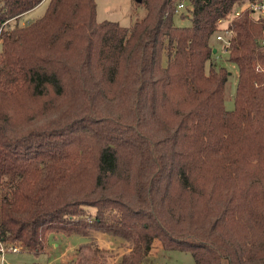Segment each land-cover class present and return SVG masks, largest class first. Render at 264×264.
I'll list each match as a JSON object with an SVG mask.
<instances>
[{"label":"trees","instance_id":"16d2710c","mask_svg":"<svg viewBox=\"0 0 264 264\" xmlns=\"http://www.w3.org/2000/svg\"><path fill=\"white\" fill-rule=\"evenodd\" d=\"M43 1L0 0V236L39 255L50 231L99 230L133 242L115 264H151L156 239L264 264V0H135L130 26L49 0L18 23ZM229 18L233 110L211 44Z\"/></svg>","mask_w":264,"mask_h":264},{"label":"rangeland","instance_id":"374dc122","mask_svg":"<svg viewBox=\"0 0 264 264\" xmlns=\"http://www.w3.org/2000/svg\"><path fill=\"white\" fill-rule=\"evenodd\" d=\"M49 0H44L34 9L25 13L19 20L20 25L28 21L41 18L47 9ZM98 21H117L122 26H130L136 17L145 14V7L136 5L135 0H97ZM190 4L184 2L174 16L178 26H190L192 13ZM185 14V16L182 15ZM15 22V21H14ZM217 33L211 38V44L217 49L213 63L217 67L224 66L229 72L225 107L228 110L235 108V94L239 77L236 63L229 60L228 52L224 49V42L217 39ZM2 47L0 46V50ZM0 59V66H2ZM133 242L121 237L112 236L99 230H92L88 236L78 233L66 234L59 231H50L47 236L46 251L39 255L31 252H8L5 264H70L82 259L85 264H115L124 254L131 252ZM151 264H193L194 257L190 251L179 249L166 250L160 240L156 239L146 259Z\"/></svg>","mask_w":264,"mask_h":264},{"label":"built area","instance_id":"2783aa9c","mask_svg":"<svg viewBox=\"0 0 264 264\" xmlns=\"http://www.w3.org/2000/svg\"><path fill=\"white\" fill-rule=\"evenodd\" d=\"M184 6V2L180 3L178 6V11L180 8ZM250 8L254 14H261L264 15V1L252 3L250 4ZM238 14V13H237ZM231 22V19H221L219 23L221 24V29L217 31V39L220 41H223L225 45H229L231 42V39L234 35V32L232 29L228 27V24ZM264 46V42L262 43ZM22 250V246L18 244H13L10 242L5 241L0 236V264L6 263V254L8 252H20Z\"/></svg>","mask_w":264,"mask_h":264},{"label":"water","instance_id":"95a60500","mask_svg":"<svg viewBox=\"0 0 264 264\" xmlns=\"http://www.w3.org/2000/svg\"><path fill=\"white\" fill-rule=\"evenodd\" d=\"M214 52H216V49H214Z\"/></svg>","mask_w":264,"mask_h":264}]
</instances>
